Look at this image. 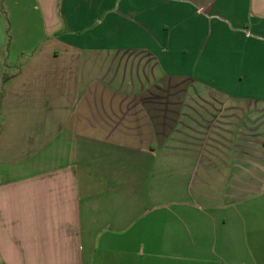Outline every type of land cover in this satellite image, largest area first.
<instances>
[{
	"label": "crops",
	"instance_id": "obj_1",
	"mask_svg": "<svg viewBox=\"0 0 264 264\" xmlns=\"http://www.w3.org/2000/svg\"><path fill=\"white\" fill-rule=\"evenodd\" d=\"M1 3L0 264H264V0Z\"/></svg>",
	"mask_w": 264,
	"mask_h": 264
},
{
	"label": "rangeland",
	"instance_id": "obj_2",
	"mask_svg": "<svg viewBox=\"0 0 264 264\" xmlns=\"http://www.w3.org/2000/svg\"><path fill=\"white\" fill-rule=\"evenodd\" d=\"M32 3H1L0 15L8 34L6 49L16 53L18 50L28 54L44 42L41 25L33 11Z\"/></svg>",
	"mask_w": 264,
	"mask_h": 264
},
{
	"label": "trees",
	"instance_id": "obj_3",
	"mask_svg": "<svg viewBox=\"0 0 264 264\" xmlns=\"http://www.w3.org/2000/svg\"><path fill=\"white\" fill-rule=\"evenodd\" d=\"M10 78H11V77H8V76L5 75L4 80L7 81V80H9Z\"/></svg>",
	"mask_w": 264,
	"mask_h": 264
}]
</instances>
